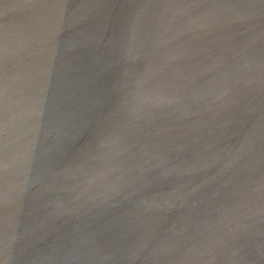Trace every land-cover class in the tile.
<instances>
[{"label":"water","instance_id":"95a60500","mask_svg":"<svg viewBox=\"0 0 264 264\" xmlns=\"http://www.w3.org/2000/svg\"><path fill=\"white\" fill-rule=\"evenodd\" d=\"M0 264H264V0H0Z\"/></svg>","mask_w":264,"mask_h":264}]
</instances>
